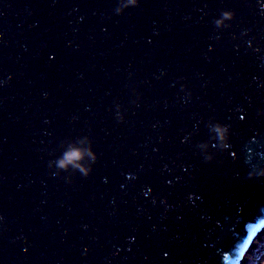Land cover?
<instances>
[{
  "label": "water",
  "instance_id": "water-1",
  "mask_svg": "<svg viewBox=\"0 0 264 264\" xmlns=\"http://www.w3.org/2000/svg\"><path fill=\"white\" fill-rule=\"evenodd\" d=\"M118 4L0 0V264H238L264 222L260 4ZM82 138L88 174L52 175Z\"/></svg>",
  "mask_w": 264,
  "mask_h": 264
},
{
  "label": "clouds",
  "instance_id": "clouds-1",
  "mask_svg": "<svg viewBox=\"0 0 264 264\" xmlns=\"http://www.w3.org/2000/svg\"><path fill=\"white\" fill-rule=\"evenodd\" d=\"M138 3V0H119L118 7L115 9L116 14L122 12L125 8L135 6ZM258 3L261 7V13L264 14V0H258ZM230 11H225L221 13V16L215 21L217 26H220L224 20L230 19L232 17ZM3 81H0V84H3ZM120 112L117 109L116 116L120 117ZM221 140L226 139L227 127L222 125H214L212 129ZM86 160H91L95 163L96 155L92 151L91 147L85 142L82 138L80 140L69 142L65 145L61 154L55 158V160L49 161V168L55 169L52 175H56L58 171L63 170L67 171L69 167L76 168L85 165ZM75 161V162H74ZM82 174L87 175V171H84L83 167H80ZM90 171V168H89ZM264 175V170L260 173ZM264 223V222H263ZM261 223L260 227L254 232L251 236V240L248 241L244 253L237 258L238 264H252L253 262H248V256L254 255L258 263L262 253L264 252V225ZM263 230V231H262ZM260 242L259 247L256 244ZM245 262V263H244ZM264 264V263H263Z\"/></svg>",
  "mask_w": 264,
  "mask_h": 264
},
{
  "label": "rangeland",
  "instance_id": "rangeland-1",
  "mask_svg": "<svg viewBox=\"0 0 264 264\" xmlns=\"http://www.w3.org/2000/svg\"><path fill=\"white\" fill-rule=\"evenodd\" d=\"M259 245H260V242H258L256 244L257 247H259ZM248 258H249L248 262H253L252 264H255L257 262V260L255 259L254 255H252V256L249 255ZM263 263H264V252L262 253V255H261V257H260V259H259L257 264H263Z\"/></svg>",
  "mask_w": 264,
  "mask_h": 264
},
{
  "label": "snow or ice",
  "instance_id": "snow-or-ice-1",
  "mask_svg": "<svg viewBox=\"0 0 264 264\" xmlns=\"http://www.w3.org/2000/svg\"><path fill=\"white\" fill-rule=\"evenodd\" d=\"M53 58H54V56H50V57H49V59H53ZM241 119H243V117H241ZM233 155H235V153H233ZM163 255H164V256H167L168 253H167V252H164Z\"/></svg>",
  "mask_w": 264,
  "mask_h": 264
},
{
  "label": "bare ground",
  "instance_id": "bare-ground-1",
  "mask_svg": "<svg viewBox=\"0 0 264 264\" xmlns=\"http://www.w3.org/2000/svg\"><path fill=\"white\" fill-rule=\"evenodd\" d=\"M262 225H264V223H263ZM263 230H264V229H263ZM263 230H262V231H263ZM244 263H245V262H244Z\"/></svg>",
  "mask_w": 264,
  "mask_h": 264
}]
</instances>
